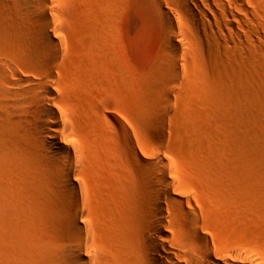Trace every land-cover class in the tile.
<instances>
[{"label": "rangeland", "instance_id": "obj_1", "mask_svg": "<svg viewBox=\"0 0 264 264\" xmlns=\"http://www.w3.org/2000/svg\"><path fill=\"white\" fill-rule=\"evenodd\" d=\"M7 1L0 0V32L19 33L17 46L29 37L35 42L36 19L17 18L14 8L23 9L17 0ZM148 1L50 0L57 60L48 70L59 81L55 104L83 163L79 178L86 188L92 253L109 255L113 264H134L121 240L138 247L135 222L126 214L131 206L140 213L143 205L144 212L140 188L148 170L143 166L142 174L134 152L149 162L160 151L175 179L197 200L209 246L217 253L241 252L234 264H264V0L250 1V23L239 25L249 39L219 36L223 46L214 50L199 38L184 41L177 84L158 81L167 68V38ZM12 47L0 45V58L21 71L27 70L25 63L38 64L35 58L29 59L36 64H29L31 55ZM32 69L37 77L40 70ZM159 112L163 125L155 120ZM120 169L131 173L136 185L131 206L114 188ZM35 200L27 208L16 191L13 197L0 195V264H35L24 250L40 252L47 264L49 250L71 241L72 232L54 222L58 211ZM184 224L182 216L174 220L175 239L183 238Z\"/></svg>", "mask_w": 264, "mask_h": 264}, {"label": "bare ground", "instance_id": "obj_2", "mask_svg": "<svg viewBox=\"0 0 264 264\" xmlns=\"http://www.w3.org/2000/svg\"><path fill=\"white\" fill-rule=\"evenodd\" d=\"M17 1L23 11L17 12L20 7H15L16 17H25L28 22L36 19L39 32L33 43L29 34L27 36L31 43L20 38V35L19 38L23 40L20 41V46H17L15 33L10 34L2 29L1 50L15 46L14 50L32 56L25 55L28 62L29 58H35L38 64L30 60L36 65L31 67L30 62V65L25 63L27 70L21 71L9 63L10 61L0 58V195L13 197L16 191L23 196V207L29 208L30 200L35 198V202L42 200L43 204L46 203L45 209L58 211L54 222L66 232H72L71 241L65 245L62 243L61 248L58 246L49 250L47 264H113L114 260L109 255L92 253L93 229L87 219L88 208L84 201L86 188L79 178L83 163L76 145L71 140L72 135L63 125L62 113L55 104V92H59L60 86L58 79L53 75L54 71L48 70L50 62L57 60V47L51 34L54 30L48 19L51 2ZM149 1L166 30L167 38V68L159 72V83H178L183 72L179 59L185 56L184 41L191 42L194 38H199L208 50H214L216 47L220 48V45L223 46L218 42L219 36L228 40L234 34L239 38L249 39L248 35L239 31V25L250 23L249 14L254 13L253 6H250L252 0ZM10 5L12 7V3ZM12 10L11 8V12ZM15 35L18 37L19 33ZM19 51L16 52L20 53ZM185 63L189 64V57L185 59ZM29 67H36L40 74L44 72V76H39L38 72L37 77L40 79L35 77L37 72L33 69L35 73L31 75ZM25 71L28 73H24ZM165 108L166 106L162 107L163 110ZM155 120L163 125L164 115L159 112ZM134 156L142 174L143 166L148 168L147 184L144 189L143 186L140 188L142 203L143 192L145 195L144 212L143 205L140 213L135 212L131 206L136 192L131 173L122 171L123 169L114 172V188L124 199L125 205L131 206V211L126 215L135 222L139 238L137 248L129 242L130 246L126 245V240H121L122 246L129 250L133 263L143 264L144 261L149 264H234L233 260L242 255L241 252L227 250L217 253L209 246L208 234L202 228L197 211V200L183 183L175 179L170 162L160 151L155 153L154 161L149 162L143 160V156L137 151ZM113 215L115 219L120 217L117 211H113ZM180 216L186 224L183 238L177 240L173 236V223ZM114 228L119 232L115 220ZM29 252L24 250L22 254L28 259L35 258V264H43L40 252Z\"/></svg>", "mask_w": 264, "mask_h": 264}]
</instances>
